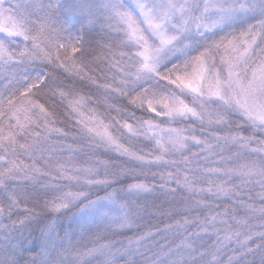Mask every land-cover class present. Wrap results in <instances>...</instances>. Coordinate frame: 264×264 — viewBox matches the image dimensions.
Wrapping results in <instances>:
<instances>
[{
  "label": "snow or ice",
  "instance_id": "1",
  "mask_svg": "<svg viewBox=\"0 0 264 264\" xmlns=\"http://www.w3.org/2000/svg\"><path fill=\"white\" fill-rule=\"evenodd\" d=\"M0 264H264V0H0Z\"/></svg>",
  "mask_w": 264,
  "mask_h": 264
},
{
  "label": "trees",
  "instance_id": "2",
  "mask_svg": "<svg viewBox=\"0 0 264 264\" xmlns=\"http://www.w3.org/2000/svg\"><path fill=\"white\" fill-rule=\"evenodd\" d=\"M139 114V113H138ZM130 181L128 180H125L124 183L127 184L129 183ZM99 195H102L103 192L100 191L98 192ZM148 202L150 204H156V205H159L161 203V200H156L154 199L153 197H148L147 198ZM141 203L144 202V200L142 199L141 201H139ZM165 207H167V205H164ZM153 211H155V209L153 208ZM145 220H147L149 223H153V222H156L157 218L155 216H145ZM7 222V221H6ZM167 221H161L160 223H166ZM75 221L73 218L71 217H62L60 220H59V225H60V228L61 230H63L65 227H72L74 225ZM157 226H160V224H157Z\"/></svg>",
  "mask_w": 264,
  "mask_h": 264
},
{
  "label": "rangeland",
  "instance_id": "3",
  "mask_svg": "<svg viewBox=\"0 0 264 264\" xmlns=\"http://www.w3.org/2000/svg\"><path fill=\"white\" fill-rule=\"evenodd\" d=\"M103 194H104V193H103ZM103 194H102V195H103Z\"/></svg>",
  "mask_w": 264,
  "mask_h": 264
}]
</instances>
